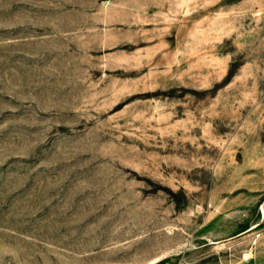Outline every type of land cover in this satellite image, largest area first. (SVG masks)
Returning a JSON list of instances; mask_svg holds the SVG:
<instances>
[{"label":"rangeland","instance_id":"rangeland-1","mask_svg":"<svg viewBox=\"0 0 264 264\" xmlns=\"http://www.w3.org/2000/svg\"><path fill=\"white\" fill-rule=\"evenodd\" d=\"M0 264H264V0H0Z\"/></svg>","mask_w":264,"mask_h":264}]
</instances>
